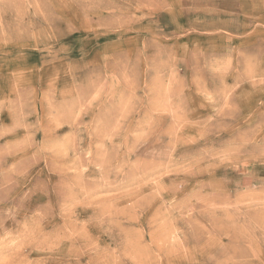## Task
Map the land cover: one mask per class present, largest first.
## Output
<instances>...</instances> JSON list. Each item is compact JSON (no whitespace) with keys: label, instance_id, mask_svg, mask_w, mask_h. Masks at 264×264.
Listing matches in <instances>:
<instances>
[{"label":"rangeland","instance_id":"obj_1","mask_svg":"<svg viewBox=\"0 0 264 264\" xmlns=\"http://www.w3.org/2000/svg\"><path fill=\"white\" fill-rule=\"evenodd\" d=\"M0 264H264V0H0Z\"/></svg>","mask_w":264,"mask_h":264}]
</instances>
